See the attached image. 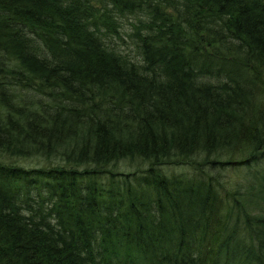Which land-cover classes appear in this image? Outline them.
<instances>
[{
    "label": "trees",
    "instance_id": "trees-1",
    "mask_svg": "<svg viewBox=\"0 0 264 264\" xmlns=\"http://www.w3.org/2000/svg\"><path fill=\"white\" fill-rule=\"evenodd\" d=\"M263 158L264 0H0V264H264Z\"/></svg>",
    "mask_w": 264,
    "mask_h": 264
},
{
    "label": "rangeland",
    "instance_id": "rangeland-1",
    "mask_svg": "<svg viewBox=\"0 0 264 264\" xmlns=\"http://www.w3.org/2000/svg\"><path fill=\"white\" fill-rule=\"evenodd\" d=\"M121 32L120 35L121 37H124L128 42L129 46L131 44L130 39L128 38V34L131 32V27H130V22L125 21L123 25L121 26ZM116 44L122 45V40L119 38H115ZM133 47V46H130ZM54 158H58L57 156L51 157L50 160H54ZM38 159H32V164H35ZM33 166V165H32ZM242 167V168H241ZM167 173L169 175H188V176H196V174L192 171L191 169L189 170L187 167L182 166V167H173L168 168ZM195 171V170H194ZM250 171H255L258 172L259 177L263 180H259V186L258 188L255 187L254 189V197L253 198H248L247 200H252L253 202H248V206L251 208L252 212L255 214H261L264 215V158L260 162V166L253 167L250 169V166H236V167H229L225 168L222 170V176L223 180H230L232 183L236 184L239 186V188H242L241 193L244 195V192L249 188V184L247 185V180H250L252 178V174ZM196 172V171H195ZM102 179L99 180L101 184H105L108 186L110 183V179L101 177Z\"/></svg>",
    "mask_w": 264,
    "mask_h": 264
}]
</instances>
